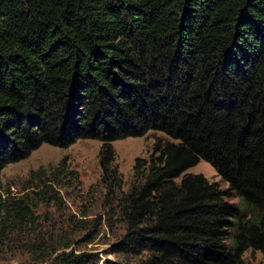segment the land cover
<instances>
[{"label": "trees", "instance_id": "1", "mask_svg": "<svg viewBox=\"0 0 264 264\" xmlns=\"http://www.w3.org/2000/svg\"><path fill=\"white\" fill-rule=\"evenodd\" d=\"M152 131L173 140L137 158L118 198V250L137 258L119 264L264 258V0H0V175L43 144L99 139L114 193L112 143ZM202 160L228 188L187 173ZM29 209L0 192V248Z\"/></svg>", "mask_w": 264, "mask_h": 264}, {"label": "rangeland", "instance_id": "2", "mask_svg": "<svg viewBox=\"0 0 264 264\" xmlns=\"http://www.w3.org/2000/svg\"><path fill=\"white\" fill-rule=\"evenodd\" d=\"M158 139L173 140L165 132L152 131L112 143L113 165L123 179V188L114 193L103 180L99 139H78L67 147L43 144L28 158L7 165L0 175V192L27 202L31 223L1 246L0 264H56L69 251L94 253L98 264L135 262L137 258L118 250L127 226L117 202L137 180V158H148ZM187 173H202L228 188L207 161ZM228 200L239 204L238 197ZM244 258L250 264L264 261L263 254L253 249Z\"/></svg>", "mask_w": 264, "mask_h": 264}]
</instances>
